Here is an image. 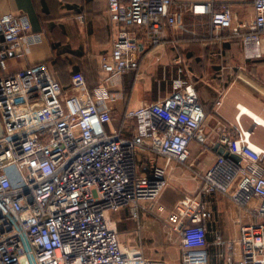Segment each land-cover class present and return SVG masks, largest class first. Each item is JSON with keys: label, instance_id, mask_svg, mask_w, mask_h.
<instances>
[{"label": "built area", "instance_id": "obj_1", "mask_svg": "<svg viewBox=\"0 0 264 264\" xmlns=\"http://www.w3.org/2000/svg\"><path fill=\"white\" fill-rule=\"evenodd\" d=\"M252 11L248 23L236 20L226 4L216 10L212 2L107 0L116 30L98 86L89 90L83 74L73 72L65 89L44 61L0 77V264H165L124 248L111 213L160 195L168 164L187 161L206 114L193 85L177 81L168 96L125 110L134 128L124 137L120 129H106L117 97L110 85L137 69L139 30L158 45L166 27L182 26L185 13L209 16L215 31L231 29L241 35L245 57L260 58L264 0H252ZM42 38L27 15L0 16L1 70L7 58L26 56ZM238 120L234 132L217 143L240 161L218 155L197 193L180 199L167 216L180 238V264H208L212 214L205 199L216 193L239 207L252 206L249 219L239 221L237 239L216 233L214 244L236 247L235 264H264V150L252 144V130ZM199 146L208 148L205 141ZM145 149L164 157L165 166L149 160L142 172L139 157ZM131 215L136 219L137 211Z\"/></svg>", "mask_w": 264, "mask_h": 264}, {"label": "crops", "instance_id": "obj_2", "mask_svg": "<svg viewBox=\"0 0 264 264\" xmlns=\"http://www.w3.org/2000/svg\"><path fill=\"white\" fill-rule=\"evenodd\" d=\"M174 1L183 4L212 2L216 10L226 4L236 20L249 23L253 18L252 0ZM8 13L27 15L32 31L41 34L43 40L41 44L31 46L26 56L7 58L6 69L2 71L0 68V77L44 61L65 89L70 87L73 72L83 74L89 90L99 85L104 74L101 73V63L104 59L109 60L116 30L107 12V0H0V16ZM137 42V69L121 75L110 85L117 97L114 105L110 103L112 120L106 129H120L124 137H130L134 122L125 119V110L168 96L173 91L174 82L192 84L206 114V122L197 140L189 146L187 160L193 157L191 161L194 163L198 159V162L188 166L190 174L184 169L179 171L175 168V165L183 164L170 161L166 175L176 169L178 172L173 173L172 178L190 180L188 187L191 188L180 199L195 195L202 176L219 155L215 149L219 137L226 132H234L240 109L243 107L264 121V36L261 57L248 59L242 48L241 35L233 34L231 29L213 30L209 16L185 13L182 26L166 27L158 45H152L142 29L138 31ZM217 100H221L218 107L215 105ZM238 121L244 129L252 130V144L264 150V126L244 112ZM200 141H205L208 148L196 156L192 147L197 151ZM139 159L142 172H147L151 166L149 160L158 167L166 164L164 157L146 149L141 151ZM178 201L165 199L160 210L170 208L168 216ZM205 201L212 214V225L207 227L206 234L209 243L208 264H225L228 259L235 264L238 249L214 244V237L219 233L223 240L237 239L239 221L249 219L248 211L252 205L239 207L228 195L221 193L210 195ZM226 207L229 216L223 224L218 214ZM145 234L150 238V251L157 248L162 251L165 248L166 244L156 241L154 231ZM149 256L154 259L153 255ZM157 259L165 264H180L179 235L177 249L168 256L160 254Z\"/></svg>", "mask_w": 264, "mask_h": 264}, {"label": "rangeland", "instance_id": "obj_3", "mask_svg": "<svg viewBox=\"0 0 264 264\" xmlns=\"http://www.w3.org/2000/svg\"><path fill=\"white\" fill-rule=\"evenodd\" d=\"M192 151L196 156L200 155L199 153L204 151L202 147L198 146L197 151L195 148L192 147ZM193 157H190L183 165H175V168L182 170L184 169L186 172L188 171V166L193 163L191 161ZM198 162L196 159L193 165ZM193 169V168H192ZM178 171L175 169L172 173L166 175V183L160 193V195L153 201L150 202H141L139 203L136 208L131 210L132 208H124L114 211L113 214V222L115 223V228L118 232L119 241L124 248H134L140 249L142 253L151 259L149 255H153L155 260L159 257L160 254L163 256L171 255L172 250L177 249V242H178V235L174 232L170 224L167 221V214L170 208H165L160 210V206L166 199L167 201L175 200L178 201L183 194L188 192V188H191L188 185L190 184V180L186 178H172L171 175L173 173H177ZM181 173V172H180ZM182 174V173H181ZM188 189V190H187ZM137 211L138 219L135 221L131 217L132 213ZM217 213L215 214V216ZM220 216V221L222 223H226L227 216H229V209H226L218 214ZM111 218V219H112ZM150 224H152L150 228ZM154 231L155 232V239L157 242H161L166 244L165 248L161 251H158L159 248L156 250H151L149 248V239L145 232ZM157 232V233H156ZM167 254V255H166Z\"/></svg>", "mask_w": 264, "mask_h": 264}, {"label": "bare ground", "instance_id": "obj_4", "mask_svg": "<svg viewBox=\"0 0 264 264\" xmlns=\"http://www.w3.org/2000/svg\"><path fill=\"white\" fill-rule=\"evenodd\" d=\"M242 112L246 113L247 115H249L252 119H254L256 121V123H258L259 125H263L264 126V121L262 119H260L259 117H257L256 115L252 114L251 112H249L248 110H246L245 108H241L240 109ZM241 112V113H242ZM258 148V147H257ZM261 149V148H259ZM231 191V190H230ZM231 194V193H230ZM188 236L190 237V234H188Z\"/></svg>", "mask_w": 264, "mask_h": 264}, {"label": "water", "instance_id": "obj_5", "mask_svg": "<svg viewBox=\"0 0 264 264\" xmlns=\"http://www.w3.org/2000/svg\"><path fill=\"white\" fill-rule=\"evenodd\" d=\"M215 149H217L219 155L223 156H229L231 159H233L235 162H239L240 158L236 155H228L227 153L224 152V149L220 147L218 144L215 145Z\"/></svg>", "mask_w": 264, "mask_h": 264}]
</instances>
